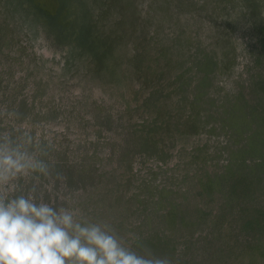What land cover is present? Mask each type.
<instances>
[{"label": "rangeland", "instance_id": "rangeland-1", "mask_svg": "<svg viewBox=\"0 0 264 264\" xmlns=\"http://www.w3.org/2000/svg\"><path fill=\"white\" fill-rule=\"evenodd\" d=\"M0 25L29 47L0 42L17 123L22 83L45 103L34 131L71 151L110 112L145 142L101 151L99 196L75 206L173 264H264V0H0Z\"/></svg>", "mask_w": 264, "mask_h": 264}, {"label": "clouds", "instance_id": "clouds-1", "mask_svg": "<svg viewBox=\"0 0 264 264\" xmlns=\"http://www.w3.org/2000/svg\"><path fill=\"white\" fill-rule=\"evenodd\" d=\"M0 264H173L137 251L106 220H93L40 178L50 175L41 142L26 122L0 110Z\"/></svg>", "mask_w": 264, "mask_h": 264}, {"label": "trees", "instance_id": "trees-1", "mask_svg": "<svg viewBox=\"0 0 264 264\" xmlns=\"http://www.w3.org/2000/svg\"><path fill=\"white\" fill-rule=\"evenodd\" d=\"M6 28H9V26L0 25V42L2 43L4 41V44H11L9 45L11 47H7L10 49L9 52L12 51L11 48H14L16 52L22 56L25 50L29 49V47L25 44V40H19L16 37V33L12 34L11 31ZM21 48H23L24 52ZM13 89V93L19 91L22 95L24 93L25 85L22 83L16 84L13 86ZM9 93L10 92L3 89V87L1 88L0 81L1 110L2 105L9 107L8 100L11 96ZM22 97L24 98V94ZM24 104L26 108L30 109L29 103H25V100ZM29 113L28 110L25 117L30 116ZM36 113L39 114V112ZM114 116L115 115L110 112V114L104 113V116L101 117L102 120L96 118L95 124L100 127L99 130H97V135H86L85 137L79 138L77 142L81 145V149H78V145H75V150L71 151L72 148H70L64 141L59 140L57 143V139L54 141V147L51 143H44V145H42L47 153L46 159L50 163V175L47 178L41 177L40 183L41 185L49 184L52 187L51 192L43 193L45 199H53L57 203H60L61 198L63 197L68 198L74 201V204L79 205L80 203H78V200L82 202H90L93 198L99 196L98 194L101 188H98V185L96 184L97 182L93 184L89 181L97 178L98 168L96 167V163L97 159H100L99 154H102L101 151L104 153H107L108 151L109 156L119 154L126 159L127 153L125 154V151L129 154L132 150H128L130 145L133 147L137 144L141 147L143 146L145 142L141 140V135L136 137L134 132L131 133L121 115L117 116V119H114ZM111 117L117 121L115 122L116 124L111 120L109 121ZM103 131H106L107 133L109 132L110 135H102ZM45 144H50L52 147L45 146ZM256 154H261V150L253 143L249 142L243 146V149L238 156L234 155V159L245 160L248 155L255 156ZM228 164V166H230L232 161L229 160ZM130 166L128 165L127 167L129 168ZM114 179L117 178L114 177ZM117 182L119 184V181ZM95 216L94 213V217Z\"/></svg>", "mask_w": 264, "mask_h": 264}, {"label": "water", "instance_id": "water-1", "mask_svg": "<svg viewBox=\"0 0 264 264\" xmlns=\"http://www.w3.org/2000/svg\"><path fill=\"white\" fill-rule=\"evenodd\" d=\"M32 47H33L32 51L37 52L35 47L34 46H32ZM37 54H38V52L35 53V55H37ZM40 54L43 56L47 55L44 51H41V49H40ZM29 91H31V88L24 92V98H25V103H27V104L29 103V105H30V108H31L29 110L30 116H26L23 119V122H26L29 125L34 136L41 142L42 145H44V143H51V144H53V147H54V141L58 138V137H56L58 135V133H56L54 135H49L47 132L40 131L38 133V130L34 131V126L40 124V122H37L34 118V116L37 115V113H35V110H37V112H39V113L44 111L45 103H43L44 100H43L42 96H37L34 94V92H36L35 90H33L31 93H29ZM127 100H128L127 102H129V98H127ZM131 101H133V100H131ZM125 106L127 107L128 104H125ZM43 122H44V124H46V121H43ZM19 123H22V122L20 121ZM30 125H32V126H30ZM45 146L52 147V145H50V144H45Z\"/></svg>", "mask_w": 264, "mask_h": 264}]
</instances>
